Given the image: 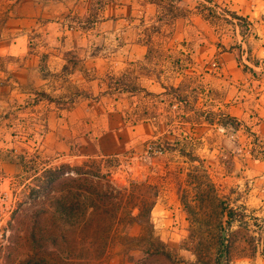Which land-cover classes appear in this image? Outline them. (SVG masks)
Masks as SVG:
<instances>
[{
    "label": "rangeland",
    "instance_id": "rangeland-1",
    "mask_svg": "<svg viewBox=\"0 0 264 264\" xmlns=\"http://www.w3.org/2000/svg\"><path fill=\"white\" fill-rule=\"evenodd\" d=\"M64 1L77 28L54 43L66 48L59 92L0 110V264L34 174L87 155L115 159L103 171L119 188L155 186L152 230L169 256H145L148 230L127 198L105 253L81 264H264V0H182L172 21L155 0ZM132 38L147 57L124 65ZM120 77L156 96L113 90ZM179 82L186 106L164 93Z\"/></svg>",
    "mask_w": 264,
    "mask_h": 264
},
{
    "label": "trees",
    "instance_id": "trees-1",
    "mask_svg": "<svg viewBox=\"0 0 264 264\" xmlns=\"http://www.w3.org/2000/svg\"><path fill=\"white\" fill-rule=\"evenodd\" d=\"M155 2L163 4L160 6L166 10L164 14L169 21L185 12L173 5L182 0ZM200 6L208 13H215L211 6ZM227 14L249 24L245 17L234 11L227 10ZM179 62V59L173 61L176 70L183 69ZM110 86L118 92L144 91L148 96H156L126 77L116 79ZM182 90L183 83L179 82L165 86L164 93L170 95V101L186 106L188 99ZM100 158L88 155L74 164H42L40 172L34 174L27 186L24 199L11 213L12 222L20 225L14 227L9 223L12 231L2 250L3 264H81L98 260L106 251L115 220L127 198L134 202L132 208L137 210L132 219L148 230L144 238L147 242L145 256H169L160 238L153 235L150 212L157 196L155 186L140 183L132 184L130 190L117 187L110 181L108 171H103L112 166L115 159H102L101 155ZM230 212L228 209V216Z\"/></svg>",
    "mask_w": 264,
    "mask_h": 264
},
{
    "label": "crops",
    "instance_id": "crops-1",
    "mask_svg": "<svg viewBox=\"0 0 264 264\" xmlns=\"http://www.w3.org/2000/svg\"><path fill=\"white\" fill-rule=\"evenodd\" d=\"M76 8L64 0H0V110L3 104L28 103L36 90L59 92L56 84L62 81V75H57V71L58 65L64 63L61 55L66 48L54 43L65 32L77 28L66 23L67 14L77 12ZM247 18L254 22L250 16ZM109 21L101 17L91 24L103 26ZM112 23L130 24L121 18L113 19ZM257 27L264 31L261 20ZM141 43L140 39L132 38L128 57L122 64L145 58L146 46Z\"/></svg>",
    "mask_w": 264,
    "mask_h": 264
}]
</instances>
